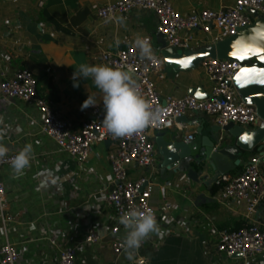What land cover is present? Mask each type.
<instances>
[{
  "label": "crops",
  "instance_id": "obj_1",
  "mask_svg": "<svg viewBox=\"0 0 264 264\" xmlns=\"http://www.w3.org/2000/svg\"><path fill=\"white\" fill-rule=\"evenodd\" d=\"M114 1L0 0V73L11 76L29 70L36 79L38 96L78 129L84 119L94 118V108L104 111L101 94L90 77L81 78L79 87H74L72 76L79 65H105L101 54L125 48L136 34L148 37L159 54L157 19L151 11L116 15L125 18L123 25L98 17L99 7ZM168 1L183 16L230 6L236 0ZM209 44L205 40L201 46ZM151 79L162 99L190 95V90L198 88L209 95L213 85L202 66L191 71L164 66ZM89 94L95 96L96 105L81 110ZM185 116L196 124L175 119L172 128L151 133L153 142L158 136L164 140L187 136L200 125L202 135L223 138L222 131L212 133L210 126L216 125L212 117L200 112ZM0 119L4 122L0 127L7 126L2 142L8 153L17 154L26 144L33 145L31 166L23 176L14 178L11 165L0 167V182L6 191V208L0 211V246L14 245L21 264H57L60 252L75 245V264H133L124 249L119 255L113 252L114 243L122 241L126 232L123 228L116 235L110 232L115 225L114 213L106 203L112 180L107 159L110 143L95 144L86 161L78 162L41 132V113L34 102L5 99L0 94ZM156 152L152 169L131 166L128 179L147 178L151 207L166 234L146 240L135 264H264V252L244 258L216 251L220 232L238 230L249 222L243 202L223 203L219 194L225 180L237 175L251 154L218 184L205 188L194 186L185 173L163 166L157 148ZM250 218L264 229V206L259 205ZM89 229L100 235L97 242H84Z\"/></svg>",
  "mask_w": 264,
  "mask_h": 264
},
{
  "label": "built area",
  "instance_id": "obj_2",
  "mask_svg": "<svg viewBox=\"0 0 264 264\" xmlns=\"http://www.w3.org/2000/svg\"><path fill=\"white\" fill-rule=\"evenodd\" d=\"M151 11L157 19V28L162 33L166 46L173 49H195L201 47L205 40L215 43L235 35L240 28L253 23L252 11L264 16V0H236L233 5L219 9H200L187 15H179L168 0H117L99 7L98 17L105 21L108 16L129 13L133 10ZM204 35V40L197 36ZM127 42L125 48L116 51H105L101 59L105 65L131 68L135 78L142 85L146 98L154 108L163 110L162 119L157 126L146 129L131 138L113 139L103 127L104 111L94 108L93 119H84L78 129L60 118L52 105L38 96L37 82L29 70H20L11 76L5 71L0 73V94L5 99H18L34 102L41 113V132L52 139L60 150L68 153L78 162L88 158L91 148L98 143L110 142L111 149L107 159L112 172L111 186L106 195V203L115 216V225L110 232L116 235L120 228L119 217L131 208H150L157 219V213L151 207V193L147 178L128 179L131 166L153 168L157 161V152L151 133L172 128L175 119L193 112H200L212 117L216 125L224 126L233 122L244 127H255L261 120L256 114L254 105L246 103L234 85L233 78L240 69L236 61L208 58L201 63L204 72L213 85L210 94L205 98L193 95L182 97L167 96L161 98L152 75L161 74L164 68L162 57L155 53V62L142 61L138 50ZM150 40V39H149ZM151 44L152 41L150 40ZM196 124V121H192ZM16 154L8 153L0 160V167L11 165L10 160ZM224 178V177H223ZM222 178V179H223ZM219 201H241L245 205L246 226L235 231L220 232L216 251L230 256L240 253L249 258L264 252V229L259 223L252 221L251 215L259 205L264 206V143L260 151L251 154L242 170L235 176L225 180L219 194ZM6 208V191L0 182V211ZM100 235L89 229L84 242H97ZM122 241L113 245V252L119 255L123 251ZM77 247L63 249L57 264H75ZM0 264H21L16 247L8 242L0 246Z\"/></svg>",
  "mask_w": 264,
  "mask_h": 264
},
{
  "label": "water",
  "instance_id": "obj_3",
  "mask_svg": "<svg viewBox=\"0 0 264 264\" xmlns=\"http://www.w3.org/2000/svg\"><path fill=\"white\" fill-rule=\"evenodd\" d=\"M252 15L255 17L253 23L240 28L235 35L195 49L167 47L162 33L157 30L155 34L158 44L156 51L162 57L164 66L173 71L195 70L208 58L238 62L240 69L234 75V85L242 99L254 105L261 120L259 125L252 128L233 122L224 126L211 125L212 133L222 131L224 136L221 139L212 135H202L203 125L196 128L195 133L187 136H172L169 140H164L160 136L155 138V146L163 158L162 165L171 166L176 172L185 173L197 187L210 188L218 184L224 176L232 173L243 163L245 154L260 151L263 147L264 84L259 81L264 80V41L253 40L251 37L254 29L264 25V16L258 15L254 10ZM240 56L245 58L239 59ZM189 94L199 99L208 96L202 94L199 88L190 90ZM179 119L189 126L192 123L185 115ZM233 255L242 256L240 253Z\"/></svg>",
  "mask_w": 264,
  "mask_h": 264
},
{
  "label": "clouds",
  "instance_id": "obj_4",
  "mask_svg": "<svg viewBox=\"0 0 264 264\" xmlns=\"http://www.w3.org/2000/svg\"><path fill=\"white\" fill-rule=\"evenodd\" d=\"M105 23L115 22L118 25L125 23L124 17L108 16ZM264 25H259L253 30L251 39L264 41ZM121 41L115 40L116 47ZM132 47L138 50L140 60L155 62V51L148 37L136 34L131 42ZM91 78L95 87L99 90L104 108L102 121L106 132L113 139L131 138L143 133L146 129L157 126L162 119L163 110L146 98L142 85L135 78L131 68L112 67L108 65L81 64L75 70L72 80L74 87H79V80ZM96 105L95 96L89 94L84 101L81 110ZM0 119V125H3ZM6 128L0 127V160H3L9 152L8 147L2 142L6 134ZM33 145L26 144L10 160L12 175L19 178L25 174V169L31 166ZM119 223L125 228V236L122 247L130 261L135 264L137 254L142 244L153 235L162 238L166 233L157 222L154 212L150 208L141 209L134 207L124 212L119 217Z\"/></svg>",
  "mask_w": 264,
  "mask_h": 264
},
{
  "label": "snow or ice",
  "instance_id": "obj_5",
  "mask_svg": "<svg viewBox=\"0 0 264 264\" xmlns=\"http://www.w3.org/2000/svg\"><path fill=\"white\" fill-rule=\"evenodd\" d=\"M261 35H264V33H262ZM238 58H239V59H244L245 57L240 56V57H238ZM245 83H247V81H245ZM259 83L264 84V80L259 81Z\"/></svg>",
  "mask_w": 264,
  "mask_h": 264
},
{
  "label": "rangeland",
  "instance_id": "obj_6",
  "mask_svg": "<svg viewBox=\"0 0 264 264\" xmlns=\"http://www.w3.org/2000/svg\"><path fill=\"white\" fill-rule=\"evenodd\" d=\"M197 36L200 37V38H202V39L204 40V35H202V34H197ZM36 91H37V86H36ZM245 155H247V154H245ZM245 155H244V157H245ZM146 174H148V173H146Z\"/></svg>",
  "mask_w": 264,
  "mask_h": 264
},
{
  "label": "trees",
  "instance_id": "obj_7",
  "mask_svg": "<svg viewBox=\"0 0 264 264\" xmlns=\"http://www.w3.org/2000/svg\"><path fill=\"white\" fill-rule=\"evenodd\" d=\"M247 224H244L243 226H246Z\"/></svg>",
  "mask_w": 264,
  "mask_h": 264
}]
</instances>
